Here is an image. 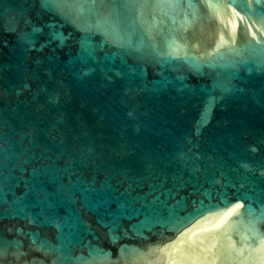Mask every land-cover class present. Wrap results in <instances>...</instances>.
Masks as SVG:
<instances>
[{"label": "water", "instance_id": "obj_1", "mask_svg": "<svg viewBox=\"0 0 264 264\" xmlns=\"http://www.w3.org/2000/svg\"><path fill=\"white\" fill-rule=\"evenodd\" d=\"M0 264H264V0H0Z\"/></svg>", "mask_w": 264, "mask_h": 264}, {"label": "snow or ice", "instance_id": "obj_2", "mask_svg": "<svg viewBox=\"0 0 264 264\" xmlns=\"http://www.w3.org/2000/svg\"><path fill=\"white\" fill-rule=\"evenodd\" d=\"M4 254V249L2 247H0V255Z\"/></svg>", "mask_w": 264, "mask_h": 264}]
</instances>
